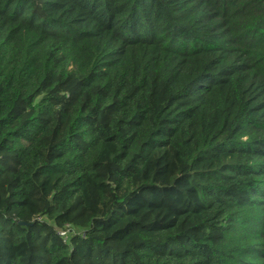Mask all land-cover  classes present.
Segmentation results:
<instances>
[{
	"label": "trees",
	"instance_id": "trees-1",
	"mask_svg": "<svg viewBox=\"0 0 264 264\" xmlns=\"http://www.w3.org/2000/svg\"><path fill=\"white\" fill-rule=\"evenodd\" d=\"M0 264H264V0H0Z\"/></svg>",
	"mask_w": 264,
	"mask_h": 264
},
{
	"label": "built area",
	"instance_id": "built-area-1",
	"mask_svg": "<svg viewBox=\"0 0 264 264\" xmlns=\"http://www.w3.org/2000/svg\"><path fill=\"white\" fill-rule=\"evenodd\" d=\"M59 235H60L64 240L67 239V235H66V233L61 232V233H59Z\"/></svg>",
	"mask_w": 264,
	"mask_h": 264
},
{
	"label": "water",
	"instance_id": "water-1",
	"mask_svg": "<svg viewBox=\"0 0 264 264\" xmlns=\"http://www.w3.org/2000/svg\"><path fill=\"white\" fill-rule=\"evenodd\" d=\"M20 225H25L24 223H20Z\"/></svg>",
	"mask_w": 264,
	"mask_h": 264
}]
</instances>
